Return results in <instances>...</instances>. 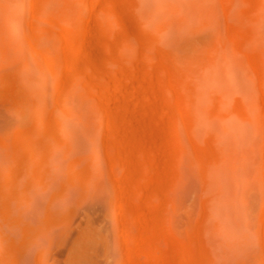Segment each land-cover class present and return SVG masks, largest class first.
Wrapping results in <instances>:
<instances>
[{
  "label": "rangeland",
  "instance_id": "1",
  "mask_svg": "<svg viewBox=\"0 0 264 264\" xmlns=\"http://www.w3.org/2000/svg\"><path fill=\"white\" fill-rule=\"evenodd\" d=\"M204 1L0 0V264H264V0Z\"/></svg>",
  "mask_w": 264,
  "mask_h": 264
},
{
  "label": "bare ground",
  "instance_id": "2",
  "mask_svg": "<svg viewBox=\"0 0 264 264\" xmlns=\"http://www.w3.org/2000/svg\"><path fill=\"white\" fill-rule=\"evenodd\" d=\"M206 1V0H205ZM204 1V2H205ZM209 1V0H208ZM220 1V0H219ZM218 1V2H219ZM225 1V0H224ZM210 2V1H209ZM203 3V2H202ZM221 3V2H220ZM195 4V3H194ZM193 4V5H194ZM202 5V4H201ZM208 5V4H207ZM207 5L205 6V7H207ZM218 5H219V3H218ZM197 6H198V4H197ZM209 6V5H208ZM220 6H222V4H220ZM219 6V7H220ZM236 6V5H235ZM1 7V6H0ZM199 7V10L198 11H202V13L206 10V8L204 7V4H203V7H200V6H198ZM213 7V6H212ZM174 8V7H173ZM216 8V7H215ZM221 8H224V7H220V9ZM205 9V10H204ZM218 10V8H216L215 9V12ZM221 10H223V9H221ZM226 10V9H225ZM195 12V11H194ZM198 13V12H197ZM205 13V12H204ZM208 13V12H207ZM206 13V14H207ZM209 13H212V12H210V10H209ZM199 15V14H198ZM201 15V14H200ZM210 15V14H209ZM203 16V14L201 15V17ZM212 16V15H211ZM211 16H210V18H211ZM204 18H205V15L203 16ZM203 20V19H202ZM201 20V21H202ZM207 20H209L208 19V17H207ZM9 22V26L11 27V28H13V29H20V30H22V29H24L23 28V26H22V22L20 21V20H16V18L14 19V18H9V20H8ZM183 21V20H182ZM187 21V20H186ZM210 21V20H209ZM205 22V21H204ZM224 22H225V20H224ZM4 24V23H3ZM205 24V23H204ZM227 24V23H226ZM201 26V25H200ZM3 27V26H2ZM9 27V28H10ZM204 27V26H203ZM225 27V26H224ZM165 28V27H164ZM226 28V27H225ZM5 29V28H4ZM11 30V29H10ZM190 31H192V30H190ZM13 34V33H12ZM186 37V36H185ZM188 37V36H187ZM15 40V39H14ZM189 42V41H188ZM193 43V42H192ZM189 44V43H188ZM187 44V45H188ZM190 46V45H189ZM191 47V46H190ZM195 47V46H194ZM198 48V47H197ZM195 50V49H194ZM209 52V51H208ZM97 153H99V152H97ZM29 164V163H28ZM25 167V166H24ZM28 172V171H27ZM29 173V172H28ZM31 176V175H30ZM26 182V181H25ZM26 186V185H25Z\"/></svg>",
  "mask_w": 264,
  "mask_h": 264
}]
</instances>
